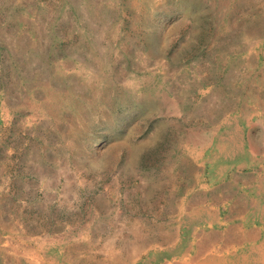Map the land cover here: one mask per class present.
<instances>
[{
    "label": "rangeland",
    "instance_id": "374dc122",
    "mask_svg": "<svg viewBox=\"0 0 264 264\" xmlns=\"http://www.w3.org/2000/svg\"><path fill=\"white\" fill-rule=\"evenodd\" d=\"M0 264H264V0H0Z\"/></svg>",
    "mask_w": 264,
    "mask_h": 264
}]
</instances>
